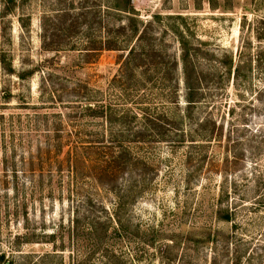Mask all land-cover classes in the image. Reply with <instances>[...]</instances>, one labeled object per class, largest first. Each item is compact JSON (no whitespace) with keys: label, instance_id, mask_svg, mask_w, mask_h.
<instances>
[{"label":"rangeland","instance_id":"rangeland-1","mask_svg":"<svg viewBox=\"0 0 264 264\" xmlns=\"http://www.w3.org/2000/svg\"><path fill=\"white\" fill-rule=\"evenodd\" d=\"M119 5L0 0V264H264V63L237 84L225 69L230 56L264 58V0H132L131 40ZM185 51L203 88L189 117ZM88 104L140 121L109 124ZM146 109L169 122L125 143L120 198L95 180L71 195L68 149L102 151L112 133L143 127ZM115 214L123 230L113 224L100 245L87 223Z\"/></svg>","mask_w":264,"mask_h":264},{"label":"trees","instance_id":"trees-1","mask_svg":"<svg viewBox=\"0 0 264 264\" xmlns=\"http://www.w3.org/2000/svg\"><path fill=\"white\" fill-rule=\"evenodd\" d=\"M115 10H119L124 15H126L127 20H129V26L122 27L121 30H127L129 29L131 32L130 40L135 38L138 33V27L133 25V23H136L135 20V10L132 6V0H123V5H119L115 8ZM60 16V15H59ZM58 18V17H57ZM55 31L60 32L64 31V27L61 26H54ZM57 34L54 35H48L44 36L43 44L44 48L46 50H56L54 47H59V38ZM58 40V41H57ZM86 51H91L90 47L92 46V43L90 40L86 42ZM89 48V49H88ZM104 50V49H103ZM105 50L109 51H115L119 50V48L114 45H109L105 47ZM129 53L127 56V59L125 62L127 64H132V60L134 56H136V50L134 47L129 48ZM241 58V56H240ZM182 63H183V74L185 79V85H186V103H187V109L184 113L185 117H189L191 113V109L194 104L198 103L201 99V93L203 91L202 84L200 82V78L195 76V72L193 68L190 65V59H189V53L185 51V54L182 56ZM242 62L237 61V63L234 62V59L232 56L228 57V60L225 62V69L226 74L228 77H233L234 84L240 83L243 81H246L248 78L249 71L252 67V64H259V66H262V63H264V58L262 55H257L253 61H247V65L243 66L241 64ZM260 72L264 73V70H260ZM175 93V91H174ZM177 95V92L175 93ZM86 111L93 112V117H100L105 118L109 124H112L113 122H116L118 124H124L129 123V116L133 115L131 122H138L140 121L139 117L140 115L138 113H135V111L132 110H111L110 107H106L104 105H95V104H88L85 107ZM110 109V110H109ZM187 113V114H186ZM143 117L142 121L145 120L146 123H144L143 127L141 128H130V131L127 133H123L122 131L120 133H112L111 134V141L110 146L105 147L102 151L99 150V148L92 149V147H95L96 144L90 143L89 146H83V144L76 145L75 147H72L71 149H68L67 155L69 159V165L67 167V171L72 175V183H71V195L76 194L77 196H82L85 193L84 190V184L86 182H89L91 180L98 181L101 184V187L107 186L106 188L110 190L111 192H114L118 190V178L122 173H125L128 163L127 155L129 151L127 150V146H125V143L127 140L130 141V143L133 144H139L142 141H144V137H147V134L149 132L157 131L158 135H163L166 130V123L169 122L168 119H166L164 116L154 115L151 114L148 109L143 111ZM182 122V121H181ZM181 123H174V132H176L179 138H181L180 141L185 140L186 136L184 131L180 129ZM135 129V130H134ZM181 130V133L178 132ZM115 134V135H114ZM181 134V136H180ZM72 136H67L68 141L71 140ZM131 137V138H130ZM173 144H177L178 140H172ZM88 147V148H84ZM61 149V148H60ZM98 150L91 153L90 156V150ZM100 157V159L96 160L94 158ZM94 157V158H93ZM41 159V158H40ZM63 170V167L61 168ZM35 171V170H33ZM37 171H40L39 169ZM98 184V185H100ZM118 192H121L118 190L117 193V199L120 198V194ZM87 193H89L87 191ZM115 193V194H116ZM90 196H86V198L83 196L84 200L88 199ZM79 212L76 211L74 220H73V230L78 233L83 229L81 228L82 222L79 218ZM225 219H230L229 216H226ZM229 221V220H228ZM113 224H116L119 228V230H123L122 222L117 214L110 215V218L108 219V222H96V221H89L87 223V227L85 229H88L90 232V236H97L96 239L98 240L99 244L103 243V241L108 238L109 234L111 233ZM76 235V234H75ZM101 247V246H100ZM238 249V247H237ZM109 255V252L106 251V256ZM115 257V256H114ZM240 257L236 256L235 258V264H238V260Z\"/></svg>","mask_w":264,"mask_h":264}]
</instances>
